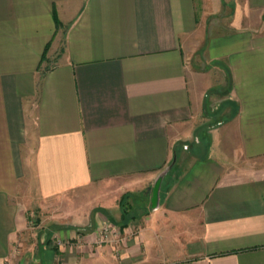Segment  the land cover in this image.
<instances>
[{
  "label": "crops",
  "instance_id": "crops-1",
  "mask_svg": "<svg viewBox=\"0 0 264 264\" xmlns=\"http://www.w3.org/2000/svg\"><path fill=\"white\" fill-rule=\"evenodd\" d=\"M23 258L264 264V0H0V264Z\"/></svg>",
  "mask_w": 264,
  "mask_h": 264
},
{
  "label": "rangeland",
  "instance_id": "rangeland-1",
  "mask_svg": "<svg viewBox=\"0 0 264 264\" xmlns=\"http://www.w3.org/2000/svg\"><path fill=\"white\" fill-rule=\"evenodd\" d=\"M48 206H50V205H48ZM35 210H36V208L34 206H32V209L30 210V211H33V213L30 214L31 221H32L31 224L34 226L37 223H40V221L45 220L47 222L46 225H49V227H50L51 225H50V222L48 221L50 218L47 217V215L51 216L55 210H53V208L51 209V207H49V211H47V212H42V210H40V209H39V211L36 210L37 212H35ZM33 231H34V229H33ZM38 235H39L38 233H33V235H31V236L29 234L25 235V237H27V240H26L25 244L23 243V245H20V247L18 248V251H19V253H17V256H19L18 258L23 257V256L25 257L26 253L30 252V251H27V250H29L28 247L32 246L33 243H34V246L36 247ZM29 255H31V253H29ZM32 257L33 256H30V258H32ZM25 262H26V260H25V258H23L21 261V264H25Z\"/></svg>",
  "mask_w": 264,
  "mask_h": 264
},
{
  "label": "water",
  "instance_id": "water-1",
  "mask_svg": "<svg viewBox=\"0 0 264 264\" xmlns=\"http://www.w3.org/2000/svg\"><path fill=\"white\" fill-rule=\"evenodd\" d=\"M172 164L167 166L157 177L154 187H153V192H152V208L158 207L160 203V197H161V188H162V182L165 174L169 171L171 168Z\"/></svg>",
  "mask_w": 264,
  "mask_h": 264
},
{
  "label": "built area",
  "instance_id": "built-area-1",
  "mask_svg": "<svg viewBox=\"0 0 264 264\" xmlns=\"http://www.w3.org/2000/svg\"><path fill=\"white\" fill-rule=\"evenodd\" d=\"M113 232V233H115L116 235L118 234L119 235V232L111 225V223H109V222H107L104 226H103V228H102V230H101V236L102 237H105L107 234H108V232Z\"/></svg>",
  "mask_w": 264,
  "mask_h": 264
}]
</instances>
